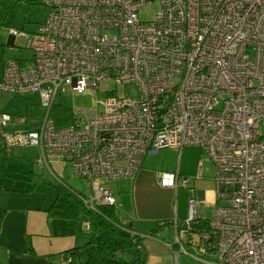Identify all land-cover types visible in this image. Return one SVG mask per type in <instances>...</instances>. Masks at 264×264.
<instances>
[{"label": "built area", "instance_id": "obj_1", "mask_svg": "<svg viewBox=\"0 0 264 264\" xmlns=\"http://www.w3.org/2000/svg\"><path fill=\"white\" fill-rule=\"evenodd\" d=\"M152 1L40 0L49 11L36 31L10 27L32 54L3 61L0 91L36 93L42 114L29 128L0 111V151L38 148L36 162L58 181L51 162L69 165L90 187L82 203L96 209L115 202L100 178L133 177L163 147L197 146L213 164L216 201L206 216L204 201L188 198L168 246L205 264H264V0H158L155 18L141 20ZM101 82L134 83L138 96L105 89L99 99ZM66 90L89 91L95 103L57 126L50 109ZM158 177L162 187L189 188L177 169ZM197 205L209 230L194 233ZM60 264L74 263L67 255Z\"/></svg>", "mask_w": 264, "mask_h": 264}, {"label": "rangeland", "instance_id": "obj_2", "mask_svg": "<svg viewBox=\"0 0 264 264\" xmlns=\"http://www.w3.org/2000/svg\"><path fill=\"white\" fill-rule=\"evenodd\" d=\"M159 1L153 0L146 6H142L138 11V16L143 21H150L155 18L156 10L159 8ZM48 7L40 2V0H0V68L4 60L7 58L29 59L31 57V50L25 47V40L21 37H13L9 34V28L13 27L17 30H23L28 33L37 30L40 24H43L48 16ZM105 89H113V93L119 97H130L136 99L138 96L137 86L134 83L127 84H110L109 87L104 86V82L98 84L97 98L104 99ZM57 100H61L66 106L80 109L92 107L95 103V98L89 91L83 93H75L66 90L64 94H58ZM39 97L34 92L18 94L7 91H0V111L9 113L15 112L21 105L38 106ZM200 158L203 159L201 165V172L203 176L197 179H191L188 184V189L179 186L177 191L163 188L159 184V172L164 170H171L176 165L181 171L187 168L196 166V162ZM3 169L6 164L0 163ZM41 167V165H39ZM42 170L38 173H43V184L56 186L59 182L66 185L73 186L74 190L88 196L90 187L87 181L77 175L73 174L70 166L63 168H55L56 171L63 173L62 180L58 181L49 172V170L42 166ZM140 177L137 179L138 174ZM138 174L133 177H122L113 180L100 178L99 181L113 191L117 211H122L124 214H133V199L134 197L141 201L144 211L148 214H161L171 211L173 214L174 206L180 210L187 203L188 198L194 197L198 199V192L212 189L214 192V199L216 198V184L214 180V167L212 162L206 157L202 150L196 146L179 147H163L157 153L148 154L144 157L142 167ZM17 180V179H16ZM194 191L191 192L190 189ZM40 187L33 190V196L39 194ZM37 193V194H36ZM222 203V202H221ZM166 209V210H165ZM196 216L202 213V206L197 205L195 208ZM168 213V211H167ZM211 212L209 213V215ZM174 215V214H173ZM88 234V231H85ZM174 233L170 235H161L158 241H148L147 250L153 252L156 257L157 264H166L168 250L163 241H173ZM85 245V244H84ZM81 246L82 257L84 258L88 248ZM178 246V245H176ZM178 252V251H176ZM136 253V247L125 248L116 258L117 261L128 263L131 261ZM174 259V258H173ZM174 262V261H173ZM178 264H205L194 260L185 253L180 252L177 258Z\"/></svg>", "mask_w": 264, "mask_h": 264}, {"label": "crops", "instance_id": "obj_3", "mask_svg": "<svg viewBox=\"0 0 264 264\" xmlns=\"http://www.w3.org/2000/svg\"><path fill=\"white\" fill-rule=\"evenodd\" d=\"M39 155V149L34 146L14 148L8 154L0 151V163L4 162L6 164L4 169L0 165V207L5 209L0 224V264H58L61 252L74 247H81L88 240L89 234L85 232L88 230L82 226L85 219L58 218L48 215L47 209L55 198L56 189L48 184L44 186L42 182L44 179L43 173H38L42 170V165L40 167V164L36 162ZM200 161L203 164V159L200 160L199 158L193 168L181 171L179 166L176 165L171 170L177 169L181 174L186 175L189 181L201 178L203 176L202 172L201 177H197ZM50 165L54 169V174L59 175L60 180H62L63 173L55 170V168H61L62 166L56 161H52ZM139 175H141V172L138 174L137 179L140 177ZM36 187H40L41 191L33 196V190ZM70 187L74 189L73 186ZM163 188L176 192L179 186L176 190L171 187ZM198 197V199L204 201L205 215L209 216L216 201L213 190L200 191ZM138 199L134 197L132 200L134 209L133 214L130 215L117 211L115 203L118 200H115L113 206L120 222L130 226L132 230L139 234H149L162 220L172 221L173 218L181 220L187 214L186 204L180 210L177 206H174V215H171L169 209L167 210L168 213L165 211L161 214L150 215L144 211V207ZM118 204L121 205V200ZM197 217H203L202 213ZM171 232L174 233V227L170 223L159 227L157 231L150 234L151 237L142 239V249L140 251L141 256L145 258L144 264H157L156 257L153 252L147 250L146 243L148 241H158L161 235L168 234L169 236ZM163 242L168 250L165 263L178 264L179 254L176 255V251L179 250L178 246L173 244L170 248L168 245L173 241ZM184 247L187 250H192L186 241ZM136 257L137 254L135 253L131 261L123 264L131 263ZM207 257L212 258V253L210 252Z\"/></svg>", "mask_w": 264, "mask_h": 264}, {"label": "trees", "instance_id": "obj_4", "mask_svg": "<svg viewBox=\"0 0 264 264\" xmlns=\"http://www.w3.org/2000/svg\"><path fill=\"white\" fill-rule=\"evenodd\" d=\"M56 98L52 103L50 115L54 118L57 126H63L71 122L72 108ZM41 114L42 111L39 105L34 107L21 105L12 113L13 116H23L25 125L29 128L35 126V121L40 118ZM55 189V198L47 209L49 216L69 219L83 218L89 222V228L87 229L89 237L84 245L88 248L85 257L81 258V247H74L61 252L59 254L60 261L70 255L74 264H122L117 261L116 257L125 248L136 247L137 244H141L144 237L131 234L132 229L120 222L113 205H99L96 209H88L81 201L82 193L61 182L56 184ZM4 214L5 209L0 207V224ZM170 223L171 220L160 221L149 234ZM206 230H209L206 217H196L189 228V232L194 233ZM136 254L137 257L129 264H144L145 258L141 256V251L137 248ZM60 261L58 264H60Z\"/></svg>", "mask_w": 264, "mask_h": 264}, {"label": "water", "instance_id": "obj_5", "mask_svg": "<svg viewBox=\"0 0 264 264\" xmlns=\"http://www.w3.org/2000/svg\"><path fill=\"white\" fill-rule=\"evenodd\" d=\"M136 264H140V263H136Z\"/></svg>", "mask_w": 264, "mask_h": 264}]
</instances>
